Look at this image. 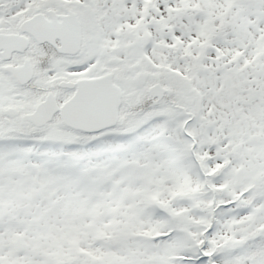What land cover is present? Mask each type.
<instances>
[{"label": "snow or ice", "instance_id": "snow-or-ice-1", "mask_svg": "<svg viewBox=\"0 0 264 264\" xmlns=\"http://www.w3.org/2000/svg\"><path fill=\"white\" fill-rule=\"evenodd\" d=\"M0 264H264V0H0Z\"/></svg>", "mask_w": 264, "mask_h": 264}]
</instances>
